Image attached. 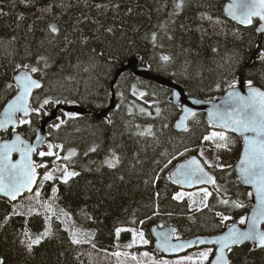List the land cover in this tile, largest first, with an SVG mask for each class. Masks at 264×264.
Returning a JSON list of instances; mask_svg holds the SVG:
<instances>
[{
  "label": "trees",
  "instance_id": "16d2710c",
  "mask_svg": "<svg viewBox=\"0 0 264 264\" xmlns=\"http://www.w3.org/2000/svg\"><path fill=\"white\" fill-rule=\"evenodd\" d=\"M225 1L187 0L185 10L169 22V35H173L174 39H163L160 45L154 47L143 36L168 20L172 0H88L91 5H120L118 11L108 8L103 15L94 7H85L84 0H62L74 7L66 9L62 16L57 13L62 28L61 44L63 35L77 40L74 26L83 29L86 34L95 32L98 24H94V20L116 29L115 35H110L108 40L102 43L94 41L89 45V48H108L115 52L117 60L110 68L104 60H96L89 67L88 49L80 50L78 43L70 53L54 49L47 43L45 21L37 20L33 15L35 8L24 7L22 0H0V109L15 93L4 87L12 82L14 65L21 61L34 63L36 54L47 51L56 62L46 79L35 76L41 78L44 87L33 92L30 104L36 107L45 96L74 99L76 103L46 105L39 114L31 113L27 118L32 121L31 125H19L17 130L26 139H33L37 124L46 115V110L69 105L86 110L83 114L59 110L55 121L46 128L47 143L63 145L62 150L54 147L61 158L68 155L69 149H75L76 155L70 161L58 159V162L79 175L71 177L66 184L55 176L45 181L43 176L52 167L54 158L35 153V164L43 163L47 168L37 167L38 182L34 191L21 195L14 202L0 197V257L4 258L5 264H136L145 253L134 255L117 247V228H140L149 241L144 245V251L148 250L156 259L163 255L152 249L150 227L153 224L174 225L177 229L175 238L213 235L226 228L220 225L217 212L232 217L225 222L228 225L248 213L252 200L246 192L250 190L239 183L234 169L242 147L239 136L223 131L228 137L227 148L217 147V144L224 143L218 138L209 140L217 151L215 155L221 166H205L216 179L215 187L221 191L217 193L216 188L211 191L213 195L208 197L207 207L203 205L198 208L199 211L190 209L186 199H171L179 187L167 177L177 163L196 153L205 136L221 130L210 125L205 113L200 111L188 120V132L176 131L173 122L180 113V104L172 101L170 89L141 79L131 69L119 72L115 84L112 83L118 69L126 61L137 58L138 66H146L152 75L177 81L187 95L216 100L227 89V83H223L222 88L216 90V83L231 81L239 57L243 60L239 68L241 79L248 77L264 89V65L253 64L254 53H250L249 49V43L259 40L260 35L227 19L223 14ZM49 2L51 0H38V6ZM81 12L87 14L88 20L77 25ZM21 15L27 19L21 21ZM209 16L211 19H207ZM13 36L15 41L11 40ZM163 55L170 56L171 60L167 63L162 61L160 57ZM77 56L82 61L80 68L75 67ZM84 68H89V71H84ZM68 76L72 79L65 81L63 77ZM141 93L144 95L141 96ZM112 99L113 109L101 115L100 112L110 105ZM101 102L104 107H97ZM141 109L144 111L141 112ZM157 109L160 110L159 115ZM67 113L75 114V118L70 119ZM104 116L110 117L112 123H104ZM60 120L65 123L57 129L55 125ZM149 127L154 137L137 135ZM10 136L9 130L1 133L2 138ZM92 147H96L97 151H89ZM185 147L189 151L179 156L178 153L184 152ZM110 150H115L122 157L123 163L117 169H109L103 164ZM160 153H168L167 158L176 155L177 159L160 173L161 179L155 189L161 192L160 198L153 196L150 200L143 179L146 178L145 173L151 174L154 160H160V166H163L165 157ZM137 155L143 164H137V171L133 172L131 166ZM196 155L203 161L201 156ZM121 175H124V181L119 179ZM53 188L57 189L55 193ZM221 199L237 200L247 207L238 209L231 204L223 205ZM13 204L21 215L12 214ZM156 204H159V215H153ZM6 216H10L7 223ZM141 220L143 224L139 223ZM46 227L50 228L51 235L34 246L32 254L25 252L20 244L25 239L24 232L27 230L35 238ZM73 236L81 243H72ZM131 237V231L119 234L123 240ZM252 247L251 243L241 245L239 258L246 260L247 264H264V251L259 248L250 251ZM143 260L149 263L148 259ZM149 264L158 263L150 261Z\"/></svg>",
  "mask_w": 264,
  "mask_h": 264
},
{
  "label": "snow or ice",
  "instance_id": "6c2138e0",
  "mask_svg": "<svg viewBox=\"0 0 264 264\" xmlns=\"http://www.w3.org/2000/svg\"><path fill=\"white\" fill-rule=\"evenodd\" d=\"M22 3L26 8L36 9L33 15H36L37 20L45 21L44 31L46 33L47 43L54 49H59L62 53H70L72 47L78 43L80 50L88 49L89 67H91L96 60H104L110 68L115 66L117 60L115 52L109 51L108 48L102 50H98L94 47L89 48V45L94 41L102 43L108 40L110 35L114 36L116 32L114 27H105L103 23L94 20L93 23L98 24L97 30L91 34H86L83 29L74 26V31L78 33L77 40H70L67 35H63V42L61 44L60 38L62 35V28L57 13L59 12L62 16L66 9H71L74 5L71 3L65 4L62 0L59 3H57L56 0H51L49 3H40L39 6L38 0H22ZM186 4L187 0H172V11L167 13L168 20L159 23L155 31L145 33L143 39L151 43L154 47L160 45L163 39L169 41L173 40L174 36L169 35V22L173 21V18L178 17L185 10ZM84 6L96 8L101 15H103L104 10L108 8L118 11L120 7L119 4L97 3L91 5L88 3V0H84ZM165 7L167 6L165 5ZM157 11H159V9ZM224 11L238 24L244 26L250 32L260 35L259 40L249 43V49L250 53H254L253 64L258 62L264 65V0H231V2L225 6ZM128 12L131 13L132 9L129 8ZM19 19L23 21L27 19V17L21 15ZM207 19H211V17L209 16ZM87 20V14L81 12V16L77 19L76 23L79 25ZM11 40L15 41L16 37H11ZM43 44L44 41L41 42V47H43ZM213 51L215 52L216 50L213 49ZM33 59L34 63H25L23 61L16 63L13 67L14 74L12 76V82L4 85L6 90L16 92V95L9 100L4 107L3 119H0V129L8 130L11 125V132L14 137L11 140H5L0 143V195L7 197L9 201L12 202L16 201L18 196L24 191H32V186L37 182V167L47 168L46 164H35L31 157L32 153L36 152V148L26 143V141L21 138V135L16 131V127L19 125H31L32 121L27 119V117H29L31 113L39 114L46 105L76 103L74 99H53L48 96H45L42 102H38L36 107H33L29 103L33 90L43 89L44 85L41 82V78L46 79L48 77L49 70L56 62L47 51L43 54H36ZM160 59L167 63L171 60V57L163 55ZM81 64L82 61H80L79 56H77V64L75 67L80 68ZM242 64L243 60L238 57L236 70L231 74V81L216 83V90H220L222 84L227 83V96L222 100L221 105L215 106L214 110L208 113V122L211 125L215 121L221 128L231 129L232 132L239 133L242 136L243 150L235 170L239 183L250 186L253 189L252 191H247L246 195L250 200H254L255 203L250 216L242 215L238 221L231 225L225 224L226 221L232 219L231 216L224 215L220 212L216 213V215L220 217V225L226 227L227 231L213 239H201L198 241L200 244L207 243L215 246L214 249L210 247L199 253L200 264H204V262H208V264H247L246 260L239 258V248L247 241L253 243V247L250 251H255L257 248L264 251V227H262L264 226V89L255 86L253 80L248 77L241 79L239 68ZM62 71L63 68H61V72ZM84 71H89V68H84ZM117 75H119V73H117ZM34 76H40L41 78H34ZM63 79L69 81L72 77H63ZM113 83L115 84V81ZM238 86L240 89L246 87L248 94L246 96L242 95L241 91L238 90ZM119 94L122 95V93ZM105 95L107 96L108 93H105ZM140 95L143 96L144 94L141 93ZM173 95H179V93H174ZM194 103H201V101L197 100L194 101ZM97 107H104L103 102L98 104ZM143 111L144 109H141V112ZM159 111L160 110L157 109V115H159ZM182 111L184 115L175 126L177 128H183L185 132H188L189 129L185 121H187L190 116L195 117L196 113L186 107L183 108ZM18 113L22 115L17 116ZM66 115H68L70 119L75 118V114L67 113ZM103 122L111 124L112 120L110 117L104 116ZM64 123V120H60V123L56 124L55 127L58 129ZM164 127H167V125H164ZM137 135L155 136L151 127L146 131L138 132ZM217 138L224 141L222 144H217L218 148L228 147V137L223 131L212 132L210 135L205 136L204 140H215ZM37 140H39V137H37ZM54 147L61 150L63 149V145L54 146L49 144L48 151H41L38 155L41 157L56 156L57 159H63L65 161H70L71 158L76 155L75 149H70L68 155L61 158L53 151ZM89 151L96 152L97 148L92 147ZM188 151L189 149L185 147L184 152H179L178 155L183 156L184 153ZM14 152L19 153L20 159L17 161L12 159V153ZM200 154L203 155V151H201ZM85 155H87V153H85ZM160 155L165 157L163 166H160V160H154L153 163L155 167L152 168L151 174L145 173L146 178L143 179V185L145 191L149 194L150 200L153 196L157 199L160 198L161 192L155 190L157 182L161 179L160 173L168 169L169 165L173 163V160L177 159L176 155H171V158H167L169 156L168 153H160ZM134 159L135 163L131 166L133 172L137 171V164H143V161L140 160L138 155L134 157ZM122 163V157L118 155L115 150H110L103 161V164L109 169H117ZM204 164L208 167H213L207 160L204 161ZM63 172L62 182L65 184L68 183L71 177L79 175L78 172L68 171L67 166H65ZM167 178L171 183L177 185H191L192 183L216 185L215 177L205 172L204 166L201 165V162L195 156L186 160L184 163L175 165V171L169 173ZM43 179L45 181L54 179L53 173L45 172ZM119 179L124 181V175H121ZM56 191L57 189L53 188V193ZM200 191L203 192L201 203H203L204 207H207V199L212 196L213 193L208 191L207 188H202ZM220 191V188L216 187V192L220 193ZM35 194L39 196V192ZM184 196L185 193L177 192L171 199L181 201L184 199ZM193 203H195V201H193ZM220 203L223 205L231 204L232 207L238 209L247 207L243 202L237 200L230 201L229 199H221ZM196 210L199 211L200 209ZM12 214L21 215V213L17 211V206L15 204L12 205ZM153 215H159V204L155 205ZM168 215H171V213H168ZM8 219H10V216L5 217V223H7ZM148 219H151V217H148ZM139 223L143 224L144 221L141 220ZM237 224L245 225V227H237ZM220 225L217 226L219 227ZM121 231L132 230L117 228V236H119ZM175 233L176 229L174 228L171 229V232L168 234L161 233L160 235L164 236V239L163 242H157V247L162 248L164 251H177L186 246H192L193 242L191 241L177 243L175 245L170 244L169 240ZM132 234V244H135L137 237L142 244L149 243V241L144 238V232L141 231L136 233L133 231ZM50 235L51 230L48 227L35 238H32L30 233L26 230L24 232L25 239L21 240L20 244L23 246L25 252L32 254L34 246L40 245L42 240ZM176 239L179 240V236H177ZM72 243L80 244L81 240L74 238ZM132 244H129L128 247H132ZM229 254H231V256ZM144 255H147V253ZM210 257L212 258L209 259ZM233 258H235V260ZM185 259L191 260L192 258L185 257ZM0 264H5V260L2 257H0ZM164 264H167V262H164ZM177 264H181V262L178 261Z\"/></svg>",
  "mask_w": 264,
  "mask_h": 264
},
{
  "label": "water",
  "instance_id": "95a60500",
  "mask_svg": "<svg viewBox=\"0 0 264 264\" xmlns=\"http://www.w3.org/2000/svg\"><path fill=\"white\" fill-rule=\"evenodd\" d=\"M230 2H231V0H226V1H225L224 5H223V14H224V16H225L227 19H229V20L235 22L236 24H238L235 20H233L230 16H228V15L225 13V11H224L225 6H226L228 3H230ZM238 25H240V24H238ZM128 69H131V71H132L136 76L140 77L141 79H144V80H152V81H154L155 83H158V84H160V85H162V86H165V87H166V86H171V87H172V88H171V89H172V100H173L174 102H181V105H180V113H179L178 117L175 119V121L173 122V126H174V128H175L177 131H179L181 128H177L175 125L180 121L181 117L184 115V112L182 111L183 108L186 107V108H188V109H191V110H192L193 112H195V113L202 111V112L205 113V115H206V117H207V119H208V121H209L208 113H209L210 111H213L214 108H215V106H217V105H221L222 100H223L224 98H226V96H227V91H228V89H226V90L223 92V94H221V96H220L219 98H217L216 100H202V99L195 98V97H193V96H187L186 93H183V92L181 91V89H182L181 87H178V86H175V85L172 84L173 80H167V79L162 78V77H159V76H151L150 73H148V71H147L145 68H143V67H141V66H138V59H137V58H133V59H131V60L126 61V62L122 65V67H121L120 69H118L117 73L122 72V71H125V70H128ZM117 73H116V75H115V77H114L112 83L114 82V80H115V78H116V76H117ZM13 74H14V73H13ZM12 76H13V75H12ZM34 78H36V77L34 76ZM255 86H256V85H255ZM257 87H258V86H257ZM261 89H262V88H261ZM238 90L241 91V94H242V95H245V96H246V95L248 94V90H247L246 87H244L243 89H240L239 86H238ZM34 91H35V90H33V92H34ZM174 93H179V95H175V96H174V95H173ZM15 95H16V92H15V93H14V94L8 99V101L11 100ZM197 100L201 101V103H194V101H197ZM8 101H7V102H8ZM7 102L4 104L3 108L0 110V119H3V109H4V107L6 106ZM29 103H30V101H29ZM113 107H114V100L112 99L111 102H110V105H109L106 109H103V110L100 112V114L102 115V114L107 113L108 111L112 110ZM58 109L64 110V111H66V112H74V113H78V114H83V113L86 112L85 109H83V108H81V107H79V106H76V105L57 106V107H55L54 110L50 111L47 115H45V116H44V117L38 122L37 127H36V131H35V136L33 137V139H26L25 137H23V136L21 135V133L17 130V129H18V126L16 127V131L21 135V138H22L23 140H25L26 143L31 144L32 146H34V147L36 148V152L44 148V145H45V143H46V141H47V138H46V128H47L50 124H52V123L55 121V119H56V117H57ZM20 115H22V114H20V113L17 114V116H20ZM30 115H31V114H30ZM29 117H30V116H29ZM29 117H27V118H29ZM190 118H191V116L188 118V120H189ZM188 120L185 121L186 124H187ZM212 125H214V126H215L216 128H218V129L224 130V131H226V132H228V133H231V134H234V135L240 137L241 142H242V147H241V151H240L239 157H238L237 161H236L235 164H234V168H236V165L239 163V158H240L241 152H242V150H243V138H242V136H241L239 133L232 132L231 129H223V128H221L218 124L215 123V121L213 122ZM11 127H12V126L10 125L8 129H11ZM3 131H6V130H4V129H0V143H2V142L5 141V140H11L12 138H14V137H13V134H11V136L8 137V138H2V137H1V133H2ZM37 137H39V140H37ZM36 152L32 153V157H31L32 160H33V155H34ZM193 156H195V157L201 162L200 158H199L197 155H192L191 157H189V158H187V159H185V160L179 162L178 164L184 163L186 160L191 159ZM12 159H13L14 161L19 160V159H20L19 153H16V152L12 153ZM33 161H34V160H33ZM201 165H203L202 162H201ZM203 166H204V165H203ZM204 170H205V172H207V173L210 175V172L207 170V168H206L205 166H204ZM173 171H175V167L170 171V173L173 172ZM235 172H236V170H235ZM236 174H237V172H236ZM210 176H211V175H210ZM36 183H37V182H36ZM176 185H177V184H176ZM243 185H244V184H243ZM35 186H36V184H34V185L32 186V191L34 190ZM178 186H179V187H182V188H184V189H193V188H196V187H199V186H208V187H211L212 185H211V184L192 183L191 185H189V184H183V185H178ZM245 186H247V185H245ZM248 187L250 188V191L253 190L250 186H248ZM23 193H29V192H28V191H24ZM0 197L9 200L7 197H3L2 195H0ZM18 197H19V196H18ZM254 203H255V201L252 200V205H251L250 210H249L248 213H247V216H250V215H251V212H252V208H253ZM237 227L244 228L245 225H244V226H239V225L237 224ZM262 227H264V226H262ZM173 228L176 229V227H175L174 225H172V224H171V225H164V226H162V227L159 226V225H157V224H153V225L150 227L151 235H152V237H153L152 249H153L154 251H156V252H158V253H160V254L166 256V257H173V256H177V255H179V254H182V253H184V252H186V251H188V250L194 249V248H199V247H204V246H210V247L213 246V247L215 248L214 245L207 244V243H205V244H200V243H198V241L201 240V239H203V240H210V239H213V238H215L216 236L221 235V234H223L224 232L227 231V228H226L225 230H223L222 232L217 233V234H213V235H195V236H191V237H187V238H179V240H177L176 238H174V236H175V234H176V233H175V234H173V235L171 236V238H170V240H169V243H170V244L175 245V244H177V243H186V242L191 241V242H193V243H192V246H186V247H184L183 249H179V250H177V251H164L162 248H158V247H157V242H163V239H164V236H162V235H160V234H161V233H163V234H168V233L171 232V229H173ZM176 232H177V229H176ZM250 242H251V241H250ZM207 264H208V263H207Z\"/></svg>",
  "mask_w": 264,
  "mask_h": 264
},
{
  "label": "rangeland",
  "instance_id": "374dc122",
  "mask_svg": "<svg viewBox=\"0 0 264 264\" xmlns=\"http://www.w3.org/2000/svg\"><path fill=\"white\" fill-rule=\"evenodd\" d=\"M52 110H54V109L46 110L47 112H45V114L47 115ZM59 110H61V109H58V111ZM61 111L66 112L64 110H61ZM8 130L11 131V129H8ZM11 134H12V132H11ZM57 144L60 145L59 143H57ZM48 145H49V143L46 142L45 145H44V148L39 150L36 154H38L41 151H44V152L48 151ZM69 150L67 151V153L69 152ZM53 151L56 152L57 154H59V151H57V149L54 150V148H53ZM201 151H203V155L200 154ZM216 153H217V151L214 150L213 144L211 145L209 140H203V142L200 144V146L196 148V153L195 154H198L199 156H201L203 161L207 160L210 164L213 165V167H219V166H221V163H220V160L216 157V155H215ZM53 158L54 159L52 161V167L50 168V170L48 172H52L53 176L62 179L63 174H64L63 170H64L65 166L63 164H61L60 162H58V159L56 158V156H53ZM203 165L205 166V164H203ZM217 165H219V166H217ZM68 171H70V170L68 169ZM37 182H38V176H37ZM202 188H207L208 191L211 192L216 187L213 186L212 188H208V187H205V186H200V187H196V188L189 189V190H187V189L185 190V189L180 188L177 192L185 193L184 199L187 200L186 205H188V207H190V209H198V208L203 206V203H201V201L203 199V192L200 191ZM193 201H195V203H193ZM47 214L50 215V211L49 210L47 211ZM246 216H247V214H246ZM233 221L236 222L237 220H233ZM234 222H232V223H234ZM232 223H230L229 225H231ZM239 226H244V225H239ZM131 230H132L131 232L135 231L136 233H139V232L142 231L140 228H133ZM73 237L75 239H77V237H75V236H73ZM144 238L146 239L145 236H144ZM132 242H133V234H132L131 239H129V240L120 239L119 236H117V234H116L115 245L117 247H122V250L130 251L134 255H137V253H139V252L147 253L148 250L144 251V249H145L144 245H146V244H142L138 237L136 239L135 244H132ZM129 244H132V247H128ZM207 248H210V246L194 248V249L188 250V251H186V252H184L182 254H179L177 256H173V257L159 256V258H156V259L153 258V256L150 255L151 253L148 251L147 255L143 254L141 256L140 260L136 262V264H149L150 261L152 263L156 261V263H158V264L160 262L161 263L167 262V264H170V263L171 264H177L178 261H180L181 264H200L199 253L201 251L206 250ZM211 248L214 249L213 246ZM185 257H191L192 259L191 260H187V259H185ZM211 258L212 257H210L209 259H211ZM143 259H148L149 263H146L145 260H143ZM207 263L208 262H204V264H207Z\"/></svg>",
  "mask_w": 264,
  "mask_h": 264
},
{
  "label": "bare ground",
  "instance_id": "6f19581e",
  "mask_svg": "<svg viewBox=\"0 0 264 264\" xmlns=\"http://www.w3.org/2000/svg\"><path fill=\"white\" fill-rule=\"evenodd\" d=\"M200 18V17H199ZM240 26H242V25H240ZM242 27H244V26H242ZM143 68H145L147 71H148V73H150V75L151 76H159V77H162V78H165V77H163V76H160V75H152V73L149 71V69L146 67V66H143ZM114 79V78H113ZM165 79H167V80H173V79H168V78H165ZM148 81H151V82H153V83H155L154 81H152V80H148ZM155 84H157V85H159V86H162V85H160V84H158V83H155ZM172 84L173 85H175V86H178V87H181L182 88V86H181V84L180 83H178L177 81H175V80H173V82H172ZM162 87H165V86H162ZM166 88H168V89H170V91H171V99H172V87L171 86H166ZM181 91L183 92V93H186V91L182 88L181 89ZM186 95H187V93H186ZM187 96H189V95H187ZM173 101V100H172ZM174 102V101H173ZM174 103H179L180 105H181V102H174ZM4 106V105H3ZM3 106H2V108H3ZM1 108V109H2ZM0 109V110H1ZM187 124H188V122H187ZM212 125V124H211ZM213 127H215L214 125H212ZM174 127V126H173ZM216 128V127H215ZM175 129V128H174ZM218 129V128H217ZM176 130V129H175ZM221 130V129H220ZM177 131V130H176ZM182 131H184L183 130V128H181L178 132H182ZM221 131H224V130H221ZM224 132H226V131H224ZM228 133V132H227ZM201 160V159H200ZM201 162L203 163V161L201 160ZM204 164V163H203ZM235 169V168H234ZM210 175L211 176H213L214 177V175L210 172ZM212 186H214V185H212ZM245 186V185H244ZM245 187H247L249 190H250V188L248 187V186H245ZM2 198V197H1ZM245 243H251V244H253L252 242H250V241H247V242H245ZM164 256V255H163ZM166 257V256H165Z\"/></svg>",
  "mask_w": 264,
  "mask_h": 264
}]
</instances>
